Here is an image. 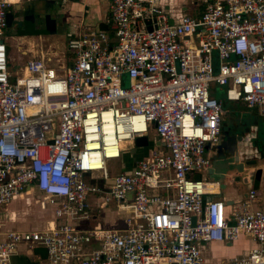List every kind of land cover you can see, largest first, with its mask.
<instances>
[{
  "label": "built area",
  "instance_id": "1",
  "mask_svg": "<svg viewBox=\"0 0 264 264\" xmlns=\"http://www.w3.org/2000/svg\"><path fill=\"white\" fill-rule=\"evenodd\" d=\"M15 2L0 0V212L35 192L51 215L25 230L0 220V264H18L20 245L41 247L43 264H201L198 243L240 235L252 245L219 264H264L255 189L227 203L202 174L224 114L210 82L264 121V0H195L198 12L173 20L162 0H110L104 28L66 39L69 64L41 52L13 75ZM142 136L141 156L109 175L105 161ZM111 203L119 223L81 225Z\"/></svg>",
  "mask_w": 264,
  "mask_h": 264
},
{
  "label": "crops",
  "instance_id": "2",
  "mask_svg": "<svg viewBox=\"0 0 264 264\" xmlns=\"http://www.w3.org/2000/svg\"><path fill=\"white\" fill-rule=\"evenodd\" d=\"M109 2L110 0H17V2L7 8L6 12L13 16V23L10 26L14 34L9 35V38L15 42L16 50L22 58L21 64L27 58L38 55L41 52H48L51 56L57 57L60 63L69 64V54L65 49L66 39L80 32L84 27L89 29L104 28L103 18L107 13ZM194 2L195 0H162V6L169 15L170 20H173L180 14L186 13L190 5L194 14L198 12ZM43 15H53L52 18H59L60 23L58 25L63 26L64 31L62 33H46L47 35L34 32L41 30ZM26 19L29 20L28 23ZM18 21H21V27L17 25ZM130 167L129 165L127 171ZM202 174L204 179H206V172L203 171ZM217 183L219 185L218 193L213 194L211 197L223 198L227 203L238 200L224 197L220 190V187H223V182ZM251 186L254 189L256 188L254 185ZM24 195L27 196L29 194H20L7 205L6 211L0 212V220L5 222L6 226L20 230L29 229L22 226L17 228L15 225L14 227L7 223L13 221L15 217L20 222V218H18L19 211L17 214L14 204L19 207ZM42 211L47 210L40 209L41 216L39 217L41 222L37 224V228L47 218L42 214ZM104 217L103 215L104 222L101 225L103 227H111L120 222L121 216L114 215V217H111L110 215L105 219ZM242 238L243 241L241 240L235 246L231 242L198 243L203 257L201 264H219L222 260L246 251L252 243L248 239ZM43 259L44 250L41 247L28 249L23 245L19 246L18 253L14 256V260L18 264H43Z\"/></svg>",
  "mask_w": 264,
  "mask_h": 264
},
{
  "label": "rangeland",
  "instance_id": "3",
  "mask_svg": "<svg viewBox=\"0 0 264 264\" xmlns=\"http://www.w3.org/2000/svg\"><path fill=\"white\" fill-rule=\"evenodd\" d=\"M186 13L194 14L191 5ZM52 16L53 15H43L41 30L34 32H39L43 35L53 32L62 33L64 27L58 25L60 23L59 18H52ZM28 21L29 20L26 19L27 23ZM4 34L6 36L4 43L6 45L7 68L10 73L15 75L13 72L17 71L18 66L22 65V58L16 50L15 42L9 38V35L14 34L12 27H5ZM122 80L125 82L124 76L122 77ZM225 87L226 85H218L214 82H210L208 85V92L209 95L221 100L222 109L224 110L222 117V123H224L222 132L224 135L223 139L230 137L231 144L229 143V147L212 157L209 169L206 171L204 170V172H206V179L219 183L223 182V187H220L222 195L234 200H243V194L247 192L249 186H256L255 198L251 201L250 207L251 209L256 208L264 211V159L253 158L254 154L250 153L249 148L241 142L239 135L236 134L237 124L249 121L256 113L253 109H246L242 102L225 100ZM257 118L259 119V122H264L259 116ZM147 137L148 139H152L151 132ZM137 152L134 144L129 142L124 143L123 153L120 158L107 159L105 161L107 173L113 175L119 171H126L129 168V165L131 166L132 162L139 157ZM235 155L238 156L237 160L235 159ZM240 164L243 165L241 170L239 169ZM257 169H259V173L257 172ZM249 171L251 172L248 173ZM246 174H249L247 184L243 181ZM99 197L101 198V195H99ZM39 199V195L35 192L29 193L27 196L24 195L19 207H17V204H14L17 214L19 211L18 218H20V222H18L15 217L13 221L7 223L11 226L15 225L17 228H20V226L28 227L29 229L37 228V224L41 222L39 216H41L40 209H42L39 207ZM91 206L97 207L94 203H92ZM121 213L122 212L119 210L116 211V206L114 203H111L107 206V209L99 211L95 218L81 222V225L90 228L97 223L102 224L104 222L103 215L105 216V219L110 215L111 217H114L116 214L120 216ZM42 214L47 217V219L51 215L48 210L42 211ZM242 237L243 236L240 235L237 240L232 241L231 243L235 246L238 242H241V240L243 241Z\"/></svg>",
  "mask_w": 264,
  "mask_h": 264
},
{
  "label": "flooded vegetation",
  "instance_id": "4",
  "mask_svg": "<svg viewBox=\"0 0 264 264\" xmlns=\"http://www.w3.org/2000/svg\"><path fill=\"white\" fill-rule=\"evenodd\" d=\"M223 127V125L220 126V137L216 146L217 153L229 147V143L231 144L230 137L223 139ZM236 131L241 142L249 148L251 154H254L253 158L264 159V122H259V119L256 117L254 124L247 127H244L240 123L237 124Z\"/></svg>",
  "mask_w": 264,
  "mask_h": 264
},
{
  "label": "water",
  "instance_id": "5",
  "mask_svg": "<svg viewBox=\"0 0 264 264\" xmlns=\"http://www.w3.org/2000/svg\"><path fill=\"white\" fill-rule=\"evenodd\" d=\"M13 16L6 12L5 13V25L6 27L10 26V24L13 23V20H12ZM17 25L20 26L21 25V21H18L17 22ZM21 27V26H20ZM221 125H224V123L221 122ZM134 146L136 147V150L138 151L140 148H145L147 146V140H146V137L142 136V137H137L135 138L134 140ZM239 169L241 170L242 169V166L241 164L239 165ZM251 171H249L248 173H250ZM248 177H249V174H246V176L243 178V181L247 184L248 183ZM256 187V186H254ZM245 195V193L243 194V196Z\"/></svg>",
  "mask_w": 264,
  "mask_h": 264
},
{
  "label": "trees",
  "instance_id": "6",
  "mask_svg": "<svg viewBox=\"0 0 264 264\" xmlns=\"http://www.w3.org/2000/svg\"><path fill=\"white\" fill-rule=\"evenodd\" d=\"M255 116L258 117V115H255ZM255 116L251 117L249 121H247V122H243V123H242L243 126H244V127H247V126H249V125H251V124H254V121H255V119H256ZM141 154H142V151H139L138 156H141ZM126 171H127V170H126Z\"/></svg>",
  "mask_w": 264,
  "mask_h": 264
},
{
  "label": "bare ground",
  "instance_id": "7",
  "mask_svg": "<svg viewBox=\"0 0 264 264\" xmlns=\"http://www.w3.org/2000/svg\"><path fill=\"white\" fill-rule=\"evenodd\" d=\"M214 186V185H213ZM23 194V193H22Z\"/></svg>",
  "mask_w": 264,
  "mask_h": 264
}]
</instances>
